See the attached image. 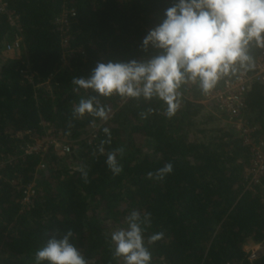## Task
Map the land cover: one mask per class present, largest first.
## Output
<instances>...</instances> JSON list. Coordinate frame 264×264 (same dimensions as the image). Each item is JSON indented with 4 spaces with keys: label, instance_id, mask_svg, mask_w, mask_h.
Masks as SVG:
<instances>
[{
    "label": "trees",
    "instance_id": "trees-1",
    "mask_svg": "<svg viewBox=\"0 0 264 264\" xmlns=\"http://www.w3.org/2000/svg\"><path fill=\"white\" fill-rule=\"evenodd\" d=\"M2 1L19 17L21 49L18 55L4 51L13 33L7 13L0 12V264H35L36 250L68 230L88 264H124L112 254L110 234L127 226L132 211L151 214L144 232L151 264H264V178L248 186L250 145L214 104L198 102L203 92L195 84L181 87L171 117L156 99L73 91V77L86 78L98 61L156 54L142 50L141 40L174 1ZM259 51L253 48L252 57ZM89 96L110 109L109 119L74 115ZM243 98V119L257 143L264 135V84L252 83ZM46 123L70 151L20 156L17 133L40 137L50 130ZM109 139L101 154V142ZM109 152L116 153L119 174L105 163ZM168 163L172 171L156 178ZM32 181V207L23 210L21 189ZM153 233L163 236L149 244ZM250 243H263L254 261L247 260Z\"/></svg>",
    "mask_w": 264,
    "mask_h": 264
},
{
    "label": "clouds",
    "instance_id": "clouds-1",
    "mask_svg": "<svg viewBox=\"0 0 264 264\" xmlns=\"http://www.w3.org/2000/svg\"><path fill=\"white\" fill-rule=\"evenodd\" d=\"M140 47H149L156 54L127 61H98L90 75L73 77L79 89H91L97 96L159 100L164 114L171 117L180 107V89L195 84L207 94L218 82L243 74L253 67V48L264 49V0H174L164 10L163 19L150 28ZM110 109L101 105L96 96L81 98L74 107L75 116L85 113L109 119ZM102 131L110 138V130ZM101 142L98 151L103 154ZM105 163L112 173L119 174L116 153L109 152ZM172 171L170 163L157 170L162 179ZM82 178L87 173L81 170ZM149 172L148 176L152 177ZM151 214L132 211L126 217V227L110 234L112 254L124 264H151V253L145 244L144 232L151 223ZM163 233H153L148 243L161 239ZM73 232L50 236L35 252V264H88L71 242Z\"/></svg>",
    "mask_w": 264,
    "mask_h": 264
},
{
    "label": "built area",
    "instance_id": "built-area-1",
    "mask_svg": "<svg viewBox=\"0 0 264 264\" xmlns=\"http://www.w3.org/2000/svg\"><path fill=\"white\" fill-rule=\"evenodd\" d=\"M173 2L174 0H170ZM0 12H6L9 24L12 27V36L4 41V51L15 52L21 49V35L19 17L13 11L6 8V4L0 0ZM70 14H73L70 13ZM64 15H62L63 17ZM62 46L68 47L66 39L62 41ZM65 57L63 54L62 58ZM24 77L30 80L29 75L24 72ZM259 82L264 84V49L253 57V67L251 72H244L232 76L231 78H224L219 81V84L209 93H202V97L198 102L202 104H214L219 112H221L226 121L229 123L233 132L243 139L244 144L250 145V159L248 165L244 169V179L249 187L261 183L264 178V135L257 143L251 139V132L254 130L243 119V111L245 108L244 92L249 86ZM45 126H49L48 123ZM49 132L40 137H28L30 130L17 133L16 137L23 140L20 145L21 154L24 155H42L49 150L55 153H66L70 151V144L62 137L60 132H56L55 128L49 126ZM24 137H27L24 139ZM95 137V133L88 136L87 140L90 142ZM13 160L9 157L7 162ZM4 162H0L2 166ZM39 168H43L44 164H38ZM35 183L29 182L22 186L21 198L19 200L20 207L23 210H28L32 207V198L35 193ZM262 200L264 201V188L261 192ZM263 243H250L245 247L247 252V260L254 261L261 254Z\"/></svg>",
    "mask_w": 264,
    "mask_h": 264
},
{
    "label": "rangeland",
    "instance_id": "rangeland-1",
    "mask_svg": "<svg viewBox=\"0 0 264 264\" xmlns=\"http://www.w3.org/2000/svg\"><path fill=\"white\" fill-rule=\"evenodd\" d=\"M9 53H11V54H14V55H18V54H20V51L18 52V51H15V52H9Z\"/></svg>",
    "mask_w": 264,
    "mask_h": 264
}]
</instances>
